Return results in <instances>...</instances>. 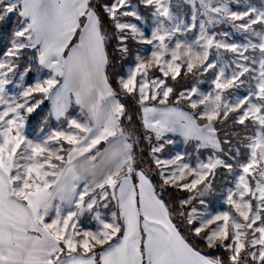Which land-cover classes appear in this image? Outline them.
<instances>
[{"label":"snow or ice","instance_id":"snow-or-ice-1","mask_svg":"<svg viewBox=\"0 0 264 264\" xmlns=\"http://www.w3.org/2000/svg\"><path fill=\"white\" fill-rule=\"evenodd\" d=\"M0 264H264V0H0Z\"/></svg>","mask_w":264,"mask_h":264},{"label":"rangeland","instance_id":"rangeland-1","mask_svg":"<svg viewBox=\"0 0 264 264\" xmlns=\"http://www.w3.org/2000/svg\"><path fill=\"white\" fill-rule=\"evenodd\" d=\"M134 2H135V0H134ZM257 2H258V0H257ZM189 7H190V5H188V4H185V11H188V9H189ZM207 86L205 85V88H206ZM180 147H183V145H180Z\"/></svg>","mask_w":264,"mask_h":264}]
</instances>
